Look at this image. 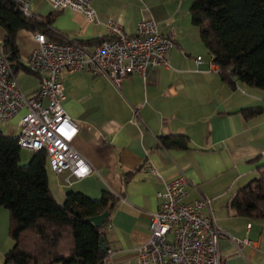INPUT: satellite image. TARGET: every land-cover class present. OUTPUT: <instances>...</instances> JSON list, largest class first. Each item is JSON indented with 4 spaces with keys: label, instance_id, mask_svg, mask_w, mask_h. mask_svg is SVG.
Wrapping results in <instances>:
<instances>
[{
    "label": "crops",
    "instance_id": "crops-1",
    "mask_svg": "<svg viewBox=\"0 0 264 264\" xmlns=\"http://www.w3.org/2000/svg\"><path fill=\"white\" fill-rule=\"evenodd\" d=\"M91 5L99 22L64 9L52 28L89 47L100 35H108V19L134 33L142 18H150L174 39L168 66L152 69L146 78L131 75L119 88L87 71L60 74L66 93L63 106L73 120L84 123L73 144L94 169L71 186L78 185V191L95 199L105 191L116 198L107 222L112 227L105 225L106 243L113 249L106 264L140 263L141 249L150 238V214L158 209L157 193L182 171L190 180L188 200L211 198L216 222L228 234L220 239L222 264H264V220L237 215L231 207L238 189L264 173V89L222 80L192 21L188 0H92ZM31 11L44 17L54 10L48 0H33ZM4 35L0 25V44ZM18 40L21 61L28 65L37 45L35 33L22 29ZM21 74L27 76L19 79ZM17 80L26 94L39 89L38 74L21 72ZM255 106H262L263 112L253 119L239 112ZM23 113L0 120V128L5 124L17 130L7 134L18 135ZM171 134L187 135L190 148L162 146L161 137ZM57 176L58 187H65L63 177ZM50 187L57 200H64L63 189ZM231 236L247 238L250 244L238 245Z\"/></svg>",
    "mask_w": 264,
    "mask_h": 264
},
{
    "label": "trees",
    "instance_id": "trees-1",
    "mask_svg": "<svg viewBox=\"0 0 264 264\" xmlns=\"http://www.w3.org/2000/svg\"><path fill=\"white\" fill-rule=\"evenodd\" d=\"M57 14L27 16L10 0H0V25L5 30L1 48L15 78L21 72L35 73L21 61L20 30L67 41L66 35L52 28ZM190 14L222 80L232 86L240 82L264 89V0H191ZM239 112L250 120L260 115L263 107ZM161 144L167 149H188L190 139L184 134L165 135ZM21 149L17 135L0 129V208L10 212L14 240L4 264H106L107 250L102 249L101 238L106 235L115 196L105 191L95 199L69 190L65 202L60 203L50 187L46 152L34 153L22 165ZM231 207L237 215L264 220V173L238 189ZM104 211L109 214L103 225L88 220Z\"/></svg>",
    "mask_w": 264,
    "mask_h": 264
},
{
    "label": "built area",
    "instance_id": "built-area-1",
    "mask_svg": "<svg viewBox=\"0 0 264 264\" xmlns=\"http://www.w3.org/2000/svg\"><path fill=\"white\" fill-rule=\"evenodd\" d=\"M10 1L25 15L33 16V0ZM48 1L54 11L69 9L83 14L90 23L99 22L92 0ZM105 25L108 35H100V40L89 47L69 38L62 43L48 39L43 32L35 33L37 45L28 59L29 68L40 77L34 94L23 91L0 44V120L24 110L17 121L19 146L33 153L45 151L50 169L68 186L92 175L94 169L73 144L84 123L73 120L63 106L66 93L60 74L87 71L119 88L131 75L146 78L152 69L168 66L167 54L174 46L173 35L163 34L150 18H142L134 33L126 32L113 19ZM195 60L199 64L202 56ZM189 185L182 171L157 193L158 209L150 214V238L141 249L139 264H222L220 239L228 234L216 222L211 198L200 195L188 200ZM231 239L238 245L250 244L247 238ZM112 253L108 248L107 258Z\"/></svg>",
    "mask_w": 264,
    "mask_h": 264
},
{
    "label": "rangeland",
    "instance_id": "rangeland-1",
    "mask_svg": "<svg viewBox=\"0 0 264 264\" xmlns=\"http://www.w3.org/2000/svg\"><path fill=\"white\" fill-rule=\"evenodd\" d=\"M188 2H190L191 4V0H188ZM23 76H27V75L21 74L19 76V79H21ZM3 126L4 128L2 130H4L5 133H8V132L15 133V131H17L14 129L9 130L7 126L5 127V124H3ZM33 155L34 153L32 151L24 149V148L21 149V164L22 165L27 164L31 160ZM49 177H50V186L56 187L59 190L58 192H61L62 191L61 189H63L64 191L65 198L64 200H61V201L58 200L60 203L65 202L66 195L69 190L78 191L77 189H79L78 185L68 186L65 184V182H63L65 184L64 185L65 187H58L59 178L57 175L54 174V172L51 169H49ZM13 245H14V240L10 235V212L6 208L2 207L0 208V263L4 264L5 253L9 251L13 247Z\"/></svg>",
    "mask_w": 264,
    "mask_h": 264
},
{
    "label": "water",
    "instance_id": "water-1",
    "mask_svg": "<svg viewBox=\"0 0 264 264\" xmlns=\"http://www.w3.org/2000/svg\"><path fill=\"white\" fill-rule=\"evenodd\" d=\"M108 214H109L108 211H104L101 214L88 217V220L93 222L97 226H101L105 223ZM101 246L104 251L108 249V245L106 243V239L104 236L101 238Z\"/></svg>",
    "mask_w": 264,
    "mask_h": 264
}]
</instances>
